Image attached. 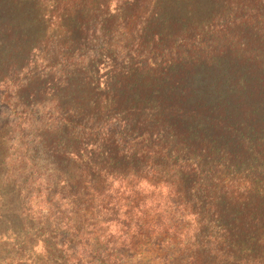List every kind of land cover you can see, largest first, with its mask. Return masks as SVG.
<instances>
[{
    "label": "trees",
    "instance_id": "16d2710c",
    "mask_svg": "<svg viewBox=\"0 0 264 264\" xmlns=\"http://www.w3.org/2000/svg\"><path fill=\"white\" fill-rule=\"evenodd\" d=\"M0 104V264H264V0H0Z\"/></svg>",
    "mask_w": 264,
    "mask_h": 264
},
{
    "label": "rangeland",
    "instance_id": "374dc122",
    "mask_svg": "<svg viewBox=\"0 0 264 264\" xmlns=\"http://www.w3.org/2000/svg\"><path fill=\"white\" fill-rule=\"evenodd\" d=\"M19 114L18 112L12 111L11 109L6 108L5 106L0 104V124L4 127L8 122L17 120ZM11 124L4 129L10 130Z\"/></svg>",
    "mask_w": 264,
    "mask_h": 264
}]
</instances>
